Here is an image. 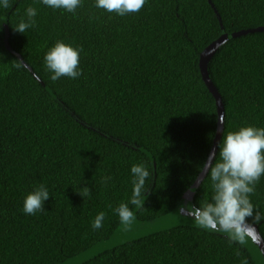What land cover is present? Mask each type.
Returning <instances> with one entry per match:
<instances>
[{
  "label": "trees",
  "instance_id": "16d2710c",
  "mask_svg": "<svg viewBox=\"0 0 264 264\" xmlns=\"http://www.w3.org/2000/svg\"><path fill=\"white\" fill-rule=\"evenodd\" d=\"M28 6L37 23L21 34L13 27ZM260 26L264 0H147L123 17L94 0L75 14L40 0L0 10V264H264L247 240L178 210L210 196L205 177L191 202L182 197L217 128L200 53L222 32ZM58 39L82 48L79 78L50 79L43 56ZM207 71L223 131L264 128V31L228 37ZM141 162L151 176L138 208L130 167ZM39 184L50 193L45 211L27 215L23 197ZM250 199L264 213V177ZM120 203L136 216L129 230L114 211ZM101 211L103 227L93 229ZM255 227L264 242V220ZM122 233L130 237L117 241Z\"/></svg>",
  "mask_w": 264,
  "mask_h": 264
},
{
  "label": "clouds",
  "instance_id": "9594fccd",
  "mask_svg": "<svg viewBox=\"0 0 264 264\" xmlns=\"http://www.w3.org/2000/svg\"><path fill=\"white\" fill-rule=\"evenodd\" d=\"M84 0H40L44 6L52 10H63L75 14L83 6ZM15 0H0V10H9ZM147 0H94L97 9L118 16H126L139 12ZM37 9L28 6L14 31L25 34L36 26ZM82 48L73 47L62 40H56L44 53L43 62L50 73V79L57 81L61 77L77 79L82 75L79 57ZM18 67V65H17ZM217 120L224 125V114ZM216 149L209 153L206 160L199 165L200 175L193 179L195 186L188 190L195 192L200 182L207 177L210 181V196L200 204L185 203L179 207L181 214L191 218L195 224L206 230L227 234L230 241L241 245L246 240H257L255 225L264 220V213L259 212L251 202L256 185L264 177V128L253 125H241L234 130L223 131ZM132 196L130 203L138 208L143 207L148 190L150 171L143 162L130 167ZM112 177H102L107 184ZM90 192V190L88 189ZM50 193L44 184L35 186L23 197L22 212L35 215L45 211L43 205ZM125 230H129L136 216L128 203H120L115 209ZM248 218H251V222ZM105 213L99 212L91 222L93 229L103 227ZM241 264H248L243 259Z\"/></svg>",
  "mask_w": 264,
  "mask_h": 264
},
{
  "label": "water",
  "instance_id": "95a60500",
  "mask_svg": "<svg viewBox=\"0 0 264 264\" xmlns=\"http://www.w3.org/2000/svg\"><path fill=\"white\" fill-rule=\"evenodd\" d=\"M217 17L219 19V22L221 23L220 17L217 14ZM221 30L223 31V26L221 23ZM260 31H264V26H260V27H255V28H251V29H246V30H240L237 32H233L231 34H226L224 32H222V35L214 40L212 43H210L206 48H204V50L200 53V58H199V67H200V72L202 75V78L206 84V86L208 87V89L210 90V92L212 93V95L214 96L215 100H216V109H217V114L219 115L220 113L224 114V108H223V103L220 97V94L218 93L216 87L214 86V84L212 83V81L209 78L208 75V71H207V63L209 61V59L211 58V56L214 54V52L217 50V48L219 47L220 44H222L225 40H227L228 37H237L246 33H251V32H260ZM222 127L223 125H221L218 120H217V128H216V132H215V136L213 138V142L210 148V152L217 150L216 149V145L219 142L220 138H221V133H222ZM209 155V154H208ZM200 175V172L197 176ZM201 183V182H200ZM192 186H195V182H193ZM193 192H190L189 190H187L184 194H183V199L186 200L187 202H191L192 201V197H193ZM257 232V240L254 242L252 240H247L249 242V244L252 246V248L257 252L258 258L261 259L262 262H264V242L261 239L258 231ZM216 233V232H215ZM220 235H227V234H222V233H217Z\"/></svg>",
  "mask_w": 264,
  "mask_h": 264
},
{
  "label": "rangeland",
  "instance_id": "374dc122",
  "mask_svg": "<svg viewBox=\"0 0 264 264\" xmlns=\"http://www.w3.org/2000/svg\"><path fill=\"white\" fill-rule=\"evenodd\" d=\"M129 237H130V235L128 233H122V234L118 235L117 241H121V240H124V239L129 238Z\"/></svg>",
  "mask_w": 264,
  "mask_h": 264
}]
</instances>
